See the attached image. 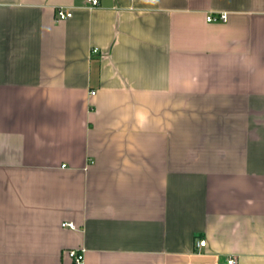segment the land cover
Segmentation results:
<instances>
[{
    "label": "crops",
    "instance_id": "obj_1",
    "mask_svg": "<svg viewBox=\"0 0 264 264\" xmlns=\"http://www.w3.org/2000/svg\"><path fill=\"white\" fill-rule=\"evenodd\" d=\"M80 248L264 264V0H0V264Z\"/></svg>",
    "mask_w": 264,
    "mask_h": 264
},
{
    "label": "built area",
    "instance_id": "obj_2",
    "mask_svg": "<svg viewBox=\"0 0 264 264\" xmlns=\"http://www.w3.org/2000/svg\"><path fill=\"white\" fill-rule=\"evenodd\" d=\"M87 3V6L89 8L95 7L99 4L100 0H85ZM73 16L72 11L69 7L66 6H59L56 8V19L57 20H64L69 17ZM226 12H216V13H209L206 15V20L208 22H219V21H225L226 20ZM93 52H97V48L92 49ZM94 91H91V94H94ZM61 226L68 227L71 229H75V224L71 221H62ZM199 245H205V240H199ZM84 249L80 248L78 250L70 249L67 251V254H69V257L71 258L73 264H82L83 258H84ZM228 263L233 262V258H229L227 260Z\"/></svg>",
    "mask_w": 264,
    "mask_h": 264
}]
</instances>
